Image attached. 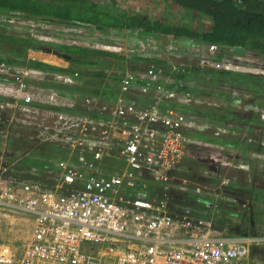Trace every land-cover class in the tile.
I'll use <instances>...</instances> for the list:
<instances>
[{"label":"built area","instance_id":"built-area-1","mask_svg":"<svg viewBox=\"0 0 264 264\" xmlns=\"http://www.w3.org/2000/svg\"><path fill=\"white\" fill-rule=\"evenodd\" d=\"M0 34L125 57L122 66H85L106 74L93 93L83 89L84 67L72 73L29 62L67 68V59L0 56V129L7 132L0 145V223L17 216L33 223L29 239L0 242V264H252L253 246L264 237L234 235L239 227L229 209L222 218L218 213L234 176H221L216 188V161L235 165L216 155L225 145L191 133L224 132L191 108L216 101L172 87L198 85L167 73L191 65L246 72L228 48L175 45L171 35L58 23L24 11H0ZM137 58L169 67L153 61L142 67ZM15 128L24 145L12 151L8 134ZM10 153L19 163L14 169L5 163ZM193 158L207 164L199 174L186 165Z\"/></svg>","mask_w":264,"mask_h":264},{"label":"trees","instance_id":"trees-1","mask_svg":"<svg viewBox=\"0 0 264 264\" xmlns=\"http://www.w3.org/2000/svg\"><path fill=\"white\" fill-rule=\"evenodd\" d=\"M186 8L191 12L189 16L200 19L207 17L211 20L208 28L194 29L187 23H170L160 19H152L149 15L141 13L119 11L109 9L93 0H0V11H24L30 15L54 21L58 23H80L94 25L100 28L114 30L139 31L142 34L154 36H169L180 40L183 43H217L224 51L225 48H236L250 50L255 53L264 52V0H163ZM1 41H10L20 44L14 52L28 55L38 54L51 57L67 59L72 66L63 68L49 63L31 58L32 66L42 69H56L66 72H74L81 69L84 78V91L98 93L106 79V74L101 71H91L87 65L116 63L122 66L124 56L115 52L101 49H93L77 45L59 44L54 42L38 41L31 38L16 37L0 34V49H6ZM187 41V42H186ZM1 59V58H0ZM8 61H14L8 57ZM117 60V61H115ZM142 67L146 63L153 61L163 63L161 59H141L137 58ZM133 63H137L134 61ZM144 65V66H143ZM167 73L174 77L177 82L188 80L196 81L197 87H188L175 83L172 87L179 90H191L195 95L207 96L227 100L231 96L216 89V85H228L244 87L252 90L264 91L262 84L263 77L244 74L239 71L226 69L206 68L201 69L196 65L179 70L168 69ZM117 78V77H116ZM115 78V79H116ZM234 100V96L232 97ZM256 101L264 105V99L257 96ZM194 112L216 117V107L202 108V106H192ZM196 137L209 139L223 144L238 145L236 139L226 135H215L212 131H192ZM251 145H248L250 147ZM188 168H204L207 164L204 161H189ZM223 220L217 224L218 229H222ZM254 255L252 251V256Z\"/></svg>","mask_w":264,"mask_h":264},{"label":"rangeland","instance_id":"rangeland-1","mask_svg":"<svg viewBox=\"0 0 264 264\" xmlns=\"http://www.w3.org/2000/svg\"><path fill=\"white\" fill-rule=\"evenodd\" d=\"M101 5L107 6L109 9H118L119 11H127L149 15L152 19H160L170 23H187L194 29L199 27L204 29L211 25V20L207 17L200 19L189 16L186 8L182 6L168 3L161 0H93ZM175 45L177 39H173ZM187 42V41H186ZM189 43V42H188ZM6 49H0V56L14 57V55H24L14 52V49L20 47V44H14L10 41H1ZM31 53H29V56ZM228 57L233 61L234 65L239 66L238 70H244V74L263 77L262 84L264 88V74L256 73L260 67L264 70V52H253L250 50L236 48H228ZM235 56H238L237 59ZM240 72V71H239ZM216 89L231 96L230 99H218L205 97L208 101L214 99L216 106L209 103H203L202 108L216 107V117L203 115L197 112L200 119L208 120L211 125H216V131L220 129L222 134L231 136L236 139L238 145H225L226 152L216 150V155L222 157L223 160H231L235 166H225L221 162L216 161V188L219 186L221 176H234L232 182L227 186V192H224L220 198L218 213L221 218L224 216V211L228 210L227 215H235L234 219L236 226L239 227V232L234 235L241 234L243 236L264 237V105H260L256 101L257 96L264 99V91H255L244 87H235L228 85H216ZM264 90V89H263ZM235 97L234 100L232 97ZM259 109V111L257 110ZM212 131V130H205ZM6 128L0 129V145L3 146L6 137ZM23 132L17 128L10 131L9 148L13 149L24 145L22 136ZM248 145H251L248 147ZM45 148V147H44ZM197 151L194 149L193 152ZM7 156V157H6ZM5 163L12 164L11 169H14L17 161L10 155H5ZM1 159V155H0ZM192 161H201V159H191ZM249 165L248 169H242L238 165ZM18 168V166H17ZM192 173L199 174L202 168H191ZM13 172V170H12ZM206 179H208L206 177ZM207 181V180H204ZM206 187L208 183L204 182ZM234 198H238L240 204L231 202ZM220 221H218V224ZM232 224V225H233ZM33 223L31 220L23 216L12 218V224L8 219L3 218L0 223V242L20 243L29 239ZM230 233V232H229ZM232 234V233H230ZM232 236V235H231ZM252 264H264V243L253 246Z\"/></svg>","mask_w":264,"mask_h":264},{"label":"crops","instance_id":"crops-1","mask_svg":"<svg viewBox=\"0 0 264 264\" xmlns=\"http://www.w3.org/2000/svg\"><path fill=\"white\" fill-rule=\"evenodd\" d=\"M161 1H163V0H161ZM238 1H241V0H238ZM180 6V5H179ZM29 55V54H28ZM33 56H36V57H38V56H41V55H38V54H33ZM29 57V56H28ZM48 57H51V56H47V55H42L41 56V58H42V60H45V61H49L50 59L48 58ZM50 62H52L51 60H50ZM48 63V62H47ZM45 164V163H44ZM234 218H236V216L235 215H232Z\"/></svg>","mask_w":264,"mask_h":264}]
</instances>
